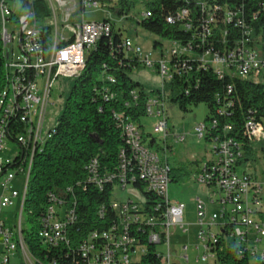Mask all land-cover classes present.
<instances>
[{
    "label": "built area",
    "instance_id": "2783aa9c",
    "mask_svg": "<svg viewBox=\"0 0 264 264\" xmlns=\"http://www.w3.org/2000/svg\"><path fill=\"white\" fill-rule=\"evenodd\" d=\"M35 0H24L30 11L18 16L17 0H0V61L2 75L0 78V236L4 238L8 250L18 247L25 252L26 244L22 236L23 212L30 181V175L36 153L43 150L45 143L52 138L55 127L45 133L46 109L51 95L54 80L60 76L78 77L85 68L86 56L94 48L104 34L112 30V21L83 20L80 23L67 24L65 30L69 36L60 40L58 20L56 19V35L48 47L42 37L43 27L38 26V20L32 5ZM61 6H68L69 1L56 0ZM82 10L99 7L100 0H78ZM78 1L65 9V21L71 17L70 12L78 11ZM189 2L190 0H186ZM202 10L198 18L201 25L200 45L205 46V40L211 34L212 28L220 26L216 43L211 40L208 46L198 56L202 67L213 68L220 78L239 76L259 83L264 82V26L259 32L253 28L242 31L240 36L229 38L228 25L239 26L238 11L228 6L214 3L205 14L207 4L214 0H193ZM53 4L54 0H50ZM192 10L184 7L175 16L168 17L169 22L175 19H185L186 28L192 25ZM150 15V12H144ZM56 18V15H55ZM65 41V44H61ZM231 42V43H230ZM166 54L163 50L159 56L146 50L132 39H126L125 47L135 54L146 67L154 68L161 76L163 84L172 80L179 71L175 59L185 68L191 60H180V56L191 51V46H183L176 42ZM19 46L20 53L16 52ZM216 45V46H215ZM43 77L42 88L39 79ZM233 89L232 84L227 86ZM166 91L160 90L157 95L147 101L148 116L156 117L154 131L169 133V121L164 106ZM224 113V110H220ZM218 124L214 118L210 122H200L196 126L199 137H205L211 127ZM127 149H122L119 155V167L115 172L102 171L98 158H93L88 166V180L99 188L105 184L116 188H136L137 177L144 181L146 189L157 193L161 201L148 203L133 198L116 200L112 194V208L116 214L115 223L106 231L93 232L89 239L81 245L85 259L83 264H134L147 252V246L140 242L139 236H144L149 243L168 245V254L162 252L164 264H191L188 253L178 261L173 258L170 245L171 229L188 230L185 222L186 204L182 201L172 202L170 199L171 166L168 160H162L159 154L144 142L142 131L131 121L123 124ZM226 125L224 132L231 129ZM245 135L252 143L264 142V119H247ZM184 141L185 136H178ZM9 142L18 144L19 152L14 158L4 154ZM214 158L203 165L198 175V181L212 191L209 200L196 198L197 224L200 226L199 237L203 243L204 254L196 259L199 264H222L217 258V244L232 241L242 251H247L250 262L264 264V211L263 206L264 180L239 164L243 157V147L235 138L217 134L211 141ZM17 175H23V191L12 187ZM214 183L212 187L208 184ZM137 189V188H136ZM70 190V189H68ZM20 197V216L15 227H9L3 212L14 205ZM49 204L41 218L39 236L46 243L59 245L67 242L66 229L76 219L75 209L67 204L63 193L50 191ZM216 206L211 210V206ZM252 204H258L254 208ZM260 206V207H259ZM219 208L221 211H219ZM259 215V216H257ZM207 226V227H206ZM18 238V241L15 238ZM99 241V243H98ZM200 249V246H197ZM189 251V247H185ZM28 249V248H27ZM30 253V252H29ZM26 255V252H25ZM31 264H41L26 255ZM9 263L6 256L3 264ZM252 264V262H251Z\"/></svg>",
    "mask_w": 264,
    "mask_h": 264
},
{
    "label": "trees",
    "instance_id": "16d2710c",
    "mask_svg": "<svg viewBox=\"0 0 264 264\" xmlns=\"http://www.w3.org/2000/svg\"><path fill=\"white\" fill-rule=\"evenodd\" d=\"M128 2L117 1L119 14L124 15ZM214 3L238 11L237 17L241 23L239 26L234 23L228 25L230 39L240 36L247 28H253L256 33L262 30L264 0L209 1L205 14ZM146 6L144 12H150V15L145 16L143 12L139 20L145 30L169 42L192 47L189 53L180 56V60L191 59L185 68L180 66L181 61L174 60L179 71L166 83L169 88L166 99L184 111H188L191 106L206 104L208 114L205 121L218 119V124L210 128L206 139L211 142L218 133L221 136L225 133L238 140L244 150L239 164L245 166L255 156L253 143L245 135V124L250 117L264 119V82L256 83L239 76L231 78L226 75L220 78L213 68L201 66L198 56L211 40L216 43L220 26L212 28L205 40L206 47H202L203 34L198 18L203 12L195 1L152 0ZM184 7L192 10L190 29L186 28L185 19L168 21V17H176ZM32 8L38 21H44L52 14L47 0H35ZM42 37L49 47L53 38L52 28L43 27ZM126 39L129 38L123 37L121 31L117 32L112 23L111 32L100 37L96 46L88 51L85 68L75 78L52 138L35 155L23 212L33 227H23L22 236L30 254L41 264H83L85 259L80 250L81 245L93 232L102 233L116 221L112 208L113 185L108 183L99 188L90 182L87 166L93 158H98L102 171H117L120 152L128 148L124 122L135 123L144 137L142 119L148 116L147 101L160 93V90L155 94L148 92L129 75V71L143 64L125 47ZM65 43L63 41L61 44ZM1 75L0 61V78ZM229 84L233 86L231 92L227 88ZM220 110H224V113H220ZM226 125L232 128L224 132ZM148 136L151 137L148 147L152 149L156 140ZM172 170L171 167V174ZM171 179L175 180V177ZM213 184H208V187ZM135 187L143 193L148 203L161 201L159 195L147 190L144 181L138 177ZM50 191L63 193L68 206L75 209L76 219L66 229L68 243L54 245L44 242L39 236L41 218L48 207ZM139 238L147 246V252L134 264H164L159 246L149 243L145 235ZM15 240L18 241V238ZM224 240L226 242H219L216 247L217 258L222 264H251L247 251H242L232 241Z\"/></svg>",
    "mask_w": 264,
    "mask_h": 264
},
{
    "label": "rangeland",
    "instance_id": "374dc122",
    "mask_svg": "<svg viewBox=\"0 0 264 264\" xmlns=\"http://www.w3.org/2000/svg\"><path fill=\"white\" fill-rule=\"evenodd\" d=\"M47 1L52 14L44 21H38V26L51 27L53 36L55 37L57 19L58 31L60 33L58 40L63 35L69 33L68 30L64 29V26L67 24L80 23L83 20L101 21L109 18L117 32L121 31L123 37H129L133 42L142 45L144 49L153 51L154 57L159 56L161 50L168 54V51L172 47V43L169 40L148 32L139 24V20L146 10L147 2L152 0H128L129 2L126 5L124 15L118 13L120 8L117 5L118 0H100L101 6L97 8L87 7L85 10H82L79 1L76 0L78 1V11L70 12L71 17L68 21H65L64 11L67 8L70 10L75 0H66L70 1L67 7L61 6L56 0H54L53 4L50 0ZM16 13L18 16L26 13V8L22 0H17ZM1 31L2 25L0 24V33ZM155 42H158V44L154 47ZM16 52L18 54L20 53L18 45L16 46ZM129 75L134 81L140 82L148 92L155 94L158 90L164 89L166 93H169L167 84H163L160 74L154 68L142 65L129 71ZM74 82V77L65 76H60L54 80L46 109L45 133L58 124L59 118L64 110L66 99L71 92ZM42 85L43 77L39 79V87L42 88ZM164 110L169 121V133L166 138L164 139V134L154 131V123L157 118L146 116L142 119L144 131L143 140L148 145L151 139L148 134L155 138L156 143L152 149L159 154L162 160H168L173 169L171 177H175V180L171 181L169 187L170 199L172 202L182 201L186 204L185 222L187 223L188 230L184 232L181 229H171L169 247L171 246L172 248L173 258L181 261V256H185L188 253L191 264H199L196 262V259L203 256L204 249L199 237L200 226L197 224L196 198L202 197L203 199L209 200L210 196H213V193L199 183L198 175L203 165L214 158V152L212 150V143L205 137H199L196 132V126L206 119L208 107L206 104H199L189 107L188 111H184L176 103L166 99ZM178 136H185V140L183 142L179 141ZM253 146L255 148V156L244 168L260 180H264V142H255ZM19 150L20 147L18 144L9 142L4 154L14 158ZM23 179V175H17V178L11 183L12 187L19 189L21 193L23 191ZM113 198L120 201L127 200L128 198H133L141 202L145 201L143 193L132 187L127 189L116 188ZM262 200L264 203V193ZM19 204L20 197L15 199L14 205L9 206L3 212V216L9 227L14 228L18 222L20 216ZM216 206L215 204L212 205L211 210H215ZM252 206L256 208L258 204H252ZM260 209L264 211V204ZM219 211H221L220 208ZM22 217L23 227L32 229L33 224L28 216L23 214ZM35 227L38 229L37 223ZM186 246L189 247L188 252L185 251ZM197 246H200V249ZM159 248L166 255L168 254L167 244H160ZM25 252L33 262L35 259L29 253L27 247H25ZM25 252L20 247L16 250H8L5 247L3 236H0V264H3L6 256H9L8 264H31ZM254 261L255 258L251 257L252 264H256Z\"/></svg>",
    "mask_w": 264,
    "mask_h": 264
},
{
    "label": "water",
    "instance_id": "95a60500",
    "mask_svg": "<svg viewBox=\"0 0 264 264\" xmlns=\"http://www.w3.org/2000/svg\"><path fill=\"white\" fill-rule=\"evenodd\" d=\"M22 1H23L24 6L27 8V10L30 11L27 4L24 2V0H22Z\"/></svg>",
    "mask_w": 264,
    "mask_h": 264
},
{
    "label": "crops",
    "instance_id": "0c3cea01",
    "mask_svg": "<svg viewBox=\"0 0 264 264\" xmlns=\"http://www.w3.org/2000/svg\"><path fill=\"white\" fill-rule=\"evenodd\" d=\"M76 1V0H75ZM70 2V1H69ZM79 5H80V3H79ZM70 35V32L68 33V34H65L64 36H69ZM129 38V37H128ZM131 39V38H130ZM156 45H155V43H154V47H155Z\"/></svg>",
    "mask_w": 264,
    "mask_h": 264
}]
</instances>
